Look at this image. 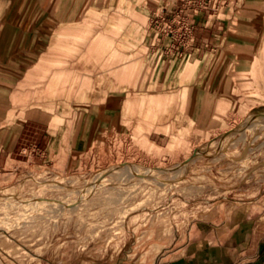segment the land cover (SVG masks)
Listing matches in <instances>:
<instances>
[{"label": "crops", "instance_id": "0c3cea01", "mask_svg": "<svg viewBox=\"0 0 264 264\" xmlns=\"http://www.w3.org/2000/svg\"><path fill=\"white\" fill-rule=\"evenodd\" d=\"M93 1L103 2L99 60L92 49L67 60L45 51L60 46L65 30L68 44L77 45L70 40L77 41V25ZM186 1L36 0L27 13H3L0 189L43 173L48 162L75 158L102 135L103 141L160 146L207 139L231 131L250 113L264 115V88L256 80L264 65V0H210L200 11L184 9ZM180 13L194 24L186 49L155 25ZM97 68L103 69V101H88L98 92L89 87L47 102L23 95L28 78H59L66 70L86 76ZM132 236L128 247L121 240L65 251L62 264H264V189L249 200L221 203L173 239L156 238L149 228Z\"/></svg>", "mask_w": 264, "mask_h": 264}, {"label": "rangeland", "instance_id": "374dc122", "mask_svg": "<svg viewBox=\"0 0 264 264\" xmlns=\"http://www.w3.org/2000/svg\"><path fill=\"white\" fill-rule=\"evenodd\" d=\"M35 1L0 0V21L3 13H27ZM88 5L85 13L89 14L76 28L77 41L70 40L77 45L68 44L65 30L60 46L45 47V51L54 49L67 60L92 49L99 60L103 54V2ZM79 6L82 9L83 3ZM260 54L264 55V45ZM256 72V80L264 88V65ZM101 74L103 69L97 68L86 76H71L66 70L59 78L31 77L22 92L30 102L41 98L47 102L89 87L98 92L87 100L103 101ZM36 89L44 92L36 94ZM74 96L82 100V93ZM261 99L264 101L263 96ZM255 112L231 131L203 140L179 139L155 146L147 140L121 142L107 137L103 141L102 135L75 158L61 159L59 164L48 162L43 173L29 174L1 188L0 264L4 260L10 264H62L67 260H63L65 251L87 244L113 246L121 240L128 247L132 234L147 228L156 238L173 239L221 203L252 199L264 189V115ZM182 162L186 165L173 169ZM116 166L122 169H114ZM53 169L73 171L57 173ZM41 198L64 206L36 204Z\"/></svg>", "mask_w": 264, "mask_h": 264}, {"label": "built area", "instance_id": "2783aa9c", "mask_svg": "<svg viewBox=\"0 0 264 264\" xmlns=\"http://www.w3.org/2000/svg\"><path fill=\"white\" fill-rule=\"evenodd\" d=\"M183 8L194 11L207 10L210 8V0H187ZM155 25L159 33L171 36L177 47L186 49L194 38V24L184 13L174 15L168 20L157 18ZM168 50L171 52L173 48Z\"/></svg>", "mask_w": 264, "mask_h": 264}, {"label": "bare ground", "instance_id": "6f19581e", "mask_svg": "<svg viewBox=\"0 0 264 264\" xmlns=\"http://www.w3.org/2000/svg\"><path fill=\"white\" fill-rule=\"evenodd\" d=\"M129 171V170H128ZM127 174V173H126ZM91 189V188H90ZM87 190V189H86ZM85 192V191H84ZM86 193V192H85ZM83 195V194H82ZM42 199V198H41ZM76 202V201H75ZM36 204H47V203H49V204H60V203H57V200H50V199H45V198H43L42 200H39V201H36L35 202ZM64 204H65V202H64ZM67 204H71V202L70 203H67ZM78 205V204H77ZM60 206H64L63 204H60ZM66 207V206H65Z\"/></svg>", "mask_w": 264, "mask_h": 264}, {"label": "water", "instance_id": "95a60500", "mask_svg": "<svg viewBox=\"0 0 264 264\" xmlns=\"http://www.w3.org/2000/svg\"><path fill=\"white\" fill-rule=\"evenodd\" d=\"M249 118V117H248ZM247 118V119H248ZM247 119L241 124V126H243V124H245V122L247 121ZM186 165V162H182V163H178V164H176L174 167H173V169H177L179 166H181V165ZM114 169H122L121 167H119V166H116V167H114Z\"/></svg>", "mask_w": 264, "mask_h": 264}]
</instances>
